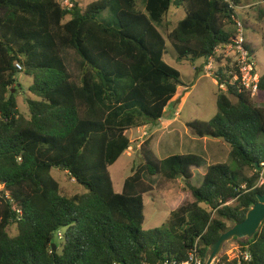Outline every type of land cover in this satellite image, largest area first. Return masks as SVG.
Returning a JSON list of instances; mask_svg holds the SVG:
<instances>
[{"label": "trees", "instance_id": "16d2710c", "mask_svg": "<svg viewBox=\"0 0 264 264\" xmlns=\"http://www.w3.org/2000/svg\"><path fill=\"white\" fill-rule=\"evenodd\" d=\"M69 2L63 8L56 0H0V264H182L194 246L205 261L226 222L243 221L264 193V76L257 106L237 82L230 84L234 65L219 69L214 78L227 90L216 95L217 114L186 125L197 138L226 143L234 169L210 165L194 187L201 158L158 160L148 141L120 193L108 169L131 145L126 132L157 125L182 85L163 60L166 39L158 30L171 7L184 11L167 35L176 60L207 61L232 43L227 27L242 0H96L84 9ZM105 11L116 27L98 19ZM66 50L79 59L77 82ZM21 73L32 79L28 116L20 114L14 88ZM61 166L84 193L61 195L50 174ZM156 176L181 178L193 201L172 209L162 228L144 231L143 195L153 191L146 179ZM12 224L14 237L7 231ZM232 241L250 256L240 264H264V222L253 239ZM218 259L238 264L224 252Z\"/></svg>", "mask_w": 264, "mask_h": 264}, {"label": "rangeland", "instance_id": "374dc122", "mask_svg": "<svg viewBox=\"0 0 264 264\" xmlns=\"http://www.w3.org/2000/svg\"><path fill=\"white\" fill-rule=\"evenodd\" d=\"M56 1L60 3L62 0ZM93 1L96 0H77L79 7L82 9ZM138 7L143 11L140 4ZM259 10H263V8L259 6L248 7L246 9V18L241 14H239L238 18L245 27L246 43L253 51L255 73L258 78L264 76V20L258 19ZM183 17V9L171 7L164 18L163 24L158 28L166 39V54L163 60L179 72L182 85L178 87L174 99L165 110L166 115L157 125H148L126 132L131 145L108 169L116 193L122 191L124 181L142 163L140 145L145 141L150 142L151 149L158 160L169 156L196 155L200 157L202 160V171L196 173L190 181L194 187L201 185L204 172L210 165L227 164L231 166V169H234V166L228 161L229 146L226 143L209 138H197L186 127L187 123L192 121L208 122L217 114L216 95L219 92L226 93V91L219 89L214 77L219 69L224 71L225 68L233 66L234 56L225 48H219L215 53V58L211 60L214 65V68L212 67L211 69H207L209 60L178 62L176 60L177 53L167 41V35ZM98 19L111 27H116V20L108 11L103 12ZM227 31L234 35L235 27L228 26ZM62 56L69 74L77 82L79 79L78 57L72 50L64 51ZM31 84L32 79L30 77L22 73L17 75V83L14 88L17 91L18 109L20 114L25 116H28L27 97L29 94L28 88ZM230 98L235 101L233 97ZM251 99L255 105H263L257 100V96ZM50 174L59 184L62 196L71 197L85 192L82 186L70 179L64 169H53ZM245 174L251 176L253 172L246 170ZM146 182L152 185L153 191L150 194L143 195L144 231L162 228L173 208L193 201L191 193L181 178L171 182L156 176L147 178ZM259 183L258 181L257 186L261 185ZM0 189H2L1 185ZM229 204L234 205L235 203L231 202ZM226 226L229 229L233 225L226 222ZM7 231L11 237L16 236V224L9 226ZM54 244L57 246L58 252H60L62 241L56 237ZM237 247L239 245L231 241L224 245L222 252L227 253L232 258L237 252Z\"/></svg>", "mask_w": 264, "mask_h": 264}, {"label": "built area", "instance_id": "2783aa9c", "mask_svg": "<svg viewBox=\"0 0 264 264\" xmlns=\"http://www.w3.org/2000/svg\"><path fill=\"white\" fill-rule=\"evenodd\" d=\"M227 3H230L231 0H224ZM61 7L69 8L70 2L69 0H62L60 3ZM237 9V8H236ZM235 9V11H236ZM235 34L232 38V43L224 46L227 51L231 52L234 56L233 65L236 68V73L232 74L231 83H238L240 90L247 91L250 94L251 98H256L257 96V84H258V76L255 73V62L254 56L247 49V43L245 39V27L243 22L238 19L237 14L236 17L233 18ZM222 48V47H220ZM210 61L213 58L209 59ZM212 63V61H211ZM17 70L21 71V66L16 64ZM211 67L209 66V68ZM220 90H227L225 85H218ZM259 184H262V178L259 180ZM58 237L61 238V234H58ZM225 255L228 258V261L237 260V263L240 264V261H248L250 256L247 252L242 251L239 247H237L236 254L231 258L227 253ZM160 264H176L175 262L169 263L168 261L162 262ZM182 264H205V261L202 260L201 255L197 246H194L188 254V260ZM212 264H224L221 263L218 257L213 261Z\"/></svg>", "mask_w": 264, "mask_h": 264}, {"label": "water", "instance_id": "95a60500", "mask_svg": "<svg viewBox=\"0 0 264 264\" xmlns=\"http://www.w3.org/2000/svg\"><path fill=\"white\" fill-rule=\"evenodd\" d=\"M63 169L64 167L61 166ZM260 171L261 168L258 167ZM2 185V184H1ZM264 222V193L257 195V202L246 213L245 219L239 223H234L232 227L221 233L219 238L212 243L205 255V264H212L213 261L222 253L223 247L226 243L233 239L237 240H251L260 229ZM53 245V250H55Z\"/></svg>", "mask_w": 264, "mask_h": 264}, {"label": "crops", "instance_id": "0c3cea01", "mask_svg": "<svg viewBox=\"0 0 264 264\" xmlns=\"http://www.w3.org/2000/svg\"><path fill=\"white\" fill-rule=\"evenodd\" d=\"M251 6H259V7H262L264 9V2H259L257 0H242V3H241V6L239 8L236 9V14H237V17L239 18V14L243 15L244 18H246V9L248 7H251ZM240 11V12H239ZM228 32V31H227ZM250 47V46H249ZM214 59V58H213ZM213 63V62H212ZM209 60V64L207 66V68H209V66L212 68H214V65L212 64ZM216 82V81H215ZM217 84V82H216ZM173 209H176V208H173Z\"/></svg>", "mask_w": 264, "mask_h": 264}]
</instances>
